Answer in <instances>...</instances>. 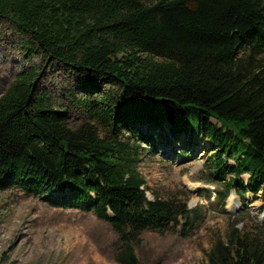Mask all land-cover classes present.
<instances>
[{
  "label": "trees",
  "instance_id": "1",
  "mask_svg": "<svg viewBox=\"0 0 264 264\" xmlns=\"http://www.w3.org/2000/svg\"><path fill=\"white\" fill-rule=\"evenodd\" d=\"M0 19L29 56L81 77L83 94H66L85 116L68 125L37 83L41 67L16 72L0 92V190L92 211L118 264H139L143 230L186 236L199 217L185 198L145 195L133 142L163 121L213 146L208 173L230 175L217 199L242 173L241 198L264 194V0H0ZM235 223L199 264H264V227Z\"/></svg>",
  "mask_w": 264,
  "mask_h": 264
},
{
  "label": "rangeland",
  "instance_id": "2",
  "mask_svg": "<svg viewBox=\"0 0 264 264\" xmlns=\"http://www.w3.org/2000/svg\"><path fill=\"white\" fill-rule=\"evenodd\" d=\"M21 38L9 22L0 19V92L16 72L41 67L39 87L51 94L55 107L65 110L69 126L78 125L85 119L84 109L72 105L66 92L83 94L81 77L60 62L44 63L39 55L29 56ZM160 132L149 143L133 142L145 195L149 199L185 198L187 207L196 208L199 217L186 236L179 235L178 227L163 233L143 230L134 249L139 264H199L213 238L224 236L228 223L236 222L237 228L264 227V194L259 191L253 196L246 191L240 197L246 173L236 178L237 186L221 201L216 197L230 175L208 173L206 164L214 152L210 142L183 129L175 136L165 121ZM118 133L123 138L129 135L123 129ZM223 161L232 165L234 159L224 155ZM230 195L234 198L231 206ZM114 239L107 222L90 210L55 207L16 188L0 190V264H118L112 258Z\"/></svg>",
  "mask_w": 264,
  "mask_h": 264
},
{
  "label": "bare ground",
  "instance_id": "3",
  "mask_svg": "<svg viewBox=\"0 0 264 264\" xmlns=\"http://www.w3.org/2000/svg\"><path fill=\"white\" fill-rule=\"evenodd\" d=\"M230 200V199H229Z\"/></svg>",
  "mask_w": 264,
  "mask_h": 264
}]
</instances>
